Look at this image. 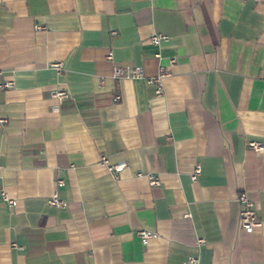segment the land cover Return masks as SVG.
Segmentation results:
<instances>
[{
	"label": "crops",
	"instance_id": "1",
	"mask_svg": "<svg viewBox=\"0 0 264 264\" xmlns=\"http://www.w3.org/2000/svg\"><path fill=\"white\" fill-rule=\"evenodd\" d=\"M4 81L0 264H264V0H0Z\"/></svg>",
	"mask_w": 264,
	"mask_h": 264
},
{
	"label": "built area",
	"instance_id": "2",
	"mask_svg": "<svg viewBox=\"0 0 264 264\" xmlns=\"http://www.w3.org/2000/svg\"><path fill=\"white\" fill-rule=\"evenodd\" d=\"M42 26H37V29H41ZM115 34V33H114ZM169 37L165 34L155 33L150 36V41L152 44L156 46H160L164 41H167ZM109 59L113 58V53H109ZM157 57L160 58V54H157ZM171 63L175 62V59H170ZM55 67L60 68L61 64H53ZM115 77H126V78H145L147 83L153 88L154 94L156 96H162L165 93L164 87V78L169 75V70L165 66H160L158 73L155 76L147 77L145 75L143 66H132L127 68L115 67L114 69ZM14 85L13 81H4L0 83V90H4L10 88ZM53 96L57 98L59 101H62L65 97L68 96V92L65 90H56L53 92ZM117 99H120L117 96ZM7 120L0 118V126L6 123ZM249 146L257 151H261L263 146L259 142H250ZM101 163L107 168L108 172L114 177L118 178L120 172L124 170L127 166V162L121 163H111L109 158L105 155L101 156ZM202 172V167L200 164H197L194 173L191 175L193 181H197L200 174ZM142 176V174H139ZM149 182L153 186L160 185V179L158 176L154 174L147 175ZM64 185V181L58 179L56 181V189L53 192L52 197L49 199V204L55 207H62L64 205L63 200L59 195V187ZM2 198L8 202L10 206L16 205V200L10 199L8 194L2 190L1 191ZM239 203H240V226L243 230L252 232L255 229L262 226V222L259 220L257 215V210L255 207L254 201L249 197L247 192H242L239 195ZM138 234L142 237L145 243H148V240L151 238V232L147 230H139ZM203 240H200V243H203ZM15 247H18L14 244ZM184 264H200L199 258L192 256L184 261Z\"/></svg>",
	"mask_w": 264,
	"mask_h": 264
}]
</instances>
